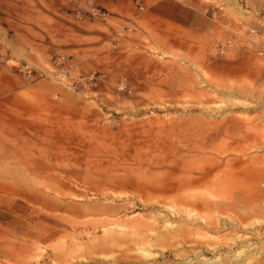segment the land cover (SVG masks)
<instances>
[{
    "label": "rangeland",
    "instance_id": "rangeland-1",
    "mask_svg": "<svg viewBox=\"0 0 264 264\" xmlns=\"http://www.w3.org/2000/svg\"><path fill=\"white\" fill-rule=\"evenodd\" d=\"M156 1L0 0V264H264V0Z\"/></svg>",
    "mask_w": 264,
    "mask_h": 264
},
{
    "label": "crops",
    "instance_id": "crops-1",
    "mask_svg": "<svg viewBox=\"0 0 264 264\" xmlns=\"http://www.w3.org/2000/svg\"><path fill=\"white\" fill-rule=\"evenodd\" d=\"M38 1L40 2V4H42V6H40L39 4L37 5L38 10L40 9L42 12H44L46 8L54 12H60L62 11V9H64V7H62L63 5H61V0H52L51 2H47L46 0ZM150 7L152 9L151 11H153L152 13H155L158 16L162 17L166 24L170 25L172 27V30L176 33L186 34L189 30L197 31L201 27V11H199L198 8L193 7V5H190L181 0H158L151 4ZM56 20H59L60 25L62 23L61 26H66L64 20L55 18V22ZM59 23L56 22L54 26H58ZM174 32L173 34L175 35ZM0 91H2L3 93L12 91V84L8 81L7 77L1 78ZM6 107L7 102L5 100H0V147H2L3 144L5 145L7 137V123L6 120H2L7 117ZM3 109H5V111ZM9 130H11V128Z\"/></svg>",
    "mask_w": 264,
    "mask_h": 264
},
{
    "label": "bare ground",
    "instance_id": "bare-ground-1",
    "mask_svg": "<svg viewBox=\"0 0 264 264\" xmlns=\"http://www.w3.org/2000/svg\"><path fill=\"white\" fill-rule=\"evenodd\" d=\"M217 203H218V202H217ZM231 204H232V203H231ZM255 212H256V211H255ZM201 223H202V222H201ZM213 223H214V222H212V221H210V222H209V221H208V222L205 221V225H207V226H212ZM230 225H231V224H230ZM213 227H214V226H213ZM210 229H211V228H210ZM242 254H243V253H242ZM239 256H241V253L239 254ZM215 264H219V262H215ZM246 264H247V263H246Z\"/></svg>",
    "mask_w": 264,
    "mask_h": 264
},
{
    "label": "built area",
    "instance_id": "built-area-1",
    "mask_svg": "<svg viewBox=\"0 0 264 264\" xmlns=\"http://www.w3.org/2000/svg\"><path fill=\"white\" fill-rule=\"evenodd\" d=\"M26 73H27L28 75H30V74H31V71H30V70H26Z\"/></svg>",
    "mask_w": 264,
    "mask_h": 264
}]
</instances>
